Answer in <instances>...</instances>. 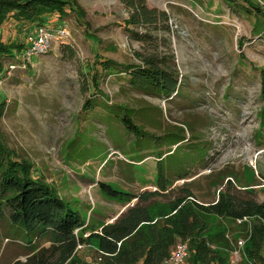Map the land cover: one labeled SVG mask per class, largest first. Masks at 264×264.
I'll use <instances>...</instances> for the list:
<instances>
[{
    "label": "rangeland",
    "instance_id": "374dc122",
    "mask_svg": "<svg viewBox=\"0 0 264 264\" xmlns=\"http://www.w3.org/2000/svg\"><path fill=\"white\" fill-rule=\"evenodd\" d=\"M76 1L82 15L48 21L68 26L67 45L55 39L26 66L19 53L0 56V135L13 158L31 162L33 175L79 210L90 228L78 233L89 237L140 200L171 205L190 193L211 203L230 191L264 202V0H145L166 17L152 26L128 24L130 0ZM20 24L4 23L0 41L24 43ZM148 58L175 74L178 94L129 83L124 67ZM100 61L116 71H103ZM127 110L146 133L136 143L120 121ZM102 184L141 199L115 201ZM9 211L0 201V264H30L51 241L29 244ZM201 220L210 234L229 228L233 241L247 231L229 219ZM194 239L177 235L171 249ZM88 242L75 264H99L96 243ZM247 256L244 250L238 264Z\"/></svg>",
    "mask_w": 264,
    "mask_h": 264
},
{
    "label": "trees",
    "instance_id": "16d2710c",
    "mask_svg": "<svg viewBox=\"0 0 264 264\" xmlns=\"http://www.w3.org/2000/svg\"><path fill=\"white\" fill-rule=\"evenodd\" d=\"M128 4L132 10L128 24L152 26L166 19L165 14L149 8L145 0H130ZM69 12L78 16L83 14L76 0H0V30L12 18L21 23L19 27L26 36L27 32L37 26L48 25L54 15L63 19ZM25 48L26 41L10 44L0 41V56L15 57V53L22 55ZM143 61L142 65L125 66L121 71L128 75V81L133 87L166 98L178 94L180 82L173 72L160 68V61L156 58ZM100 63L103 71H116L109 61ZM3 71L4 67L0 65V72ZM95 82H98L97 78ZM4 107L3 103L0 104V114ZM131 112L127 110L120 121L135 135L136 143L137 138H145L146 133L134 122ZM158 158V164H161L162 157ZM165 174L166 171H159V180ZM101 187L115 201L127 203L135 198L141 199L106 184ZM0 201L8 206L11 223L23 232L29 244L46 237L51 241L50 248L34 254L30 264H75L73 257L78 246L89 244L88 241L96 243L99 264H161L169 255L176 236L181 234L195 236L190 243L191 264H229L227 255L233 243V239L227 235L229 228L210 234L202 226L201 216L233 222L243 216L254 217V231L245 246L248 256L241 264H264V202L242 198L230 191L220 192L217 200L211 203H200L190 193L186 197L177 198L171 205L144 206L139 203L140 200L113 223L103 224L96 231L92 229L90 236L84 238L78 232L90 227L79 210H75L42 177L34 176L31 162L13 158L12 152L2 142L1 135Z\"/></svg>",
    "mask_w": 264,
    "mask_h": 264
},
{
    "label": "built area",
    "instance_id": "2783aa9c",
    "mask_svg": "<svg viewBox=\"0 0 264 264\" xmlns=\"http://www.w3.org/2000/svg\"><path fill=\"white\" fill-rule=\"evenodd\" d=\"M70 32L66 24L52 27L50 25L37 26L26 34V48L22 53L24 65L31 64L40 53L45 54L49 51L51 42L57 39L59 45H66L69 41ZM264 186V184H263ZM240 226H245L247 231L245 235L233 241L231 249V263L238 264L244 254L247 240L253 233L254 217L243 216L235 221ZM83 245H79L78 248ZM190 255V245L188 242L177 243L170 251L169 255L162 261L161 264H183Z\"/></svg>",
    "mask_w": 264,
    "mask_h": 264
},
{
    "label": "crops",
    "instance_id": "0c3cea01",
    "mask_svg": "<svg viewBox=\"0 0 264 264\" xmlns=\"http://www.w3.org/2000/svg\"><path fill=\"white\" fill-rule=\"evenodd\" d=\"M260 168H261V170H264V164H260ZM264 172V171H263ZM262 172V174L264 175V173Z\"/></svg>",
    "mask_w": 264,
    "mask_h": 264
}]
</instances>
